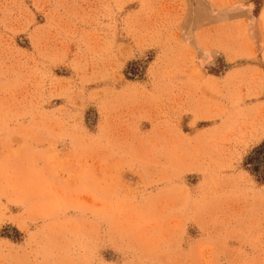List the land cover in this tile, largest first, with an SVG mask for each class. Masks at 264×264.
Here are the masks:
<instances>
[{
	"label": "rangeland",
	"instance_id": "obj_1",
	"mask_svg": "<svg viewBox=\"0 0 264 264\" xmlns=\"http://www.w3.org/2000/svg\"><path fill=\"white\" fill-rule=\"evenodd\" d=\"M244 1L0 0V264H264V141L192 155L163 93Z\"/></svg>",
	"mask_w": 264,
	"mask_h": 264
},
{
	"label": "crops",
	"instance_id": "obj_2",
	"mask_svg": "<svg viewBox=\"0 0 264 264\" xmlns=\"http://www.w3.org/2000/svg\"><path fill=\"white\" fill-rule=\"evenodd\" d=\"M253 8L243 0V14L252 15ZM263 14L264 6L243 23L241 37L199 32L179 54L175 78L164 80L165 97H174L178 144L192 155L206 147L208 160L231 163L264 141ZM220 64L223 71L216 69Z\"/></svg>",
	"mask_w": 264,
	"mask_h": 264
}]
</instances>
